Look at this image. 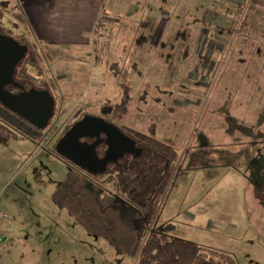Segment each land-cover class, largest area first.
I'll return each mask as SVG.
<instances>
[{
	"label": "rangeland",
	"instance_id": "rangeland-1",
	"mask_svg": "<svg viewBox=\"0 0 264 264\" xmlns=\"http://www.w3.org/2000/svg\"><path fill=\"white\" fill-rule=\"evenodd\" d=\"M196 1L202 6V0ZM138 2L147 15L138 9L117 12L113 25L105 21V38L92 36L91 28L85 34L88 53L76 55L68 46H39L47 78V87L39 89L53 94L56 107L41 140L18 137L0 142L4 264H135V258L118 253L52 204L53 191L72 170L91 177L103 193L141 205L158 188L156 223L166 226L167 234L195 240L209 251L229 256L234 264H264V256H248L264 255V158L256 156L258 151L264 153V134L254 140L251 165L242 152L248 145L231 141L232 137L245 141L237 133L240 128L245 132L249 122L256 123L260 99H264L259 95L264 89V3L249 0L243 11L233 6L200 12L193 0H176L172 5L170 1L165 12L180 15L170 20L159 9L163 2ZM7 3L0 0L6 20L15 27L24 26L17 17L22 11L15 12ZM162 19L167 21L165 28L160 26ZM158 30L162 39L156 47L150 46ZM92 41L99 42L94 47ZM231 69L235 76H242L245 91L234 98L219 96L232 88ZM76 73L82 75L80 81L74 79ZM250 80L261 89L248 90ZM78 84L88 87L81 92L85 94L72 93ZM214 93L217 101L211 105ZM230 106L235 115L227 113ZM104 107H111L110 122L170 143L178 159L169 166L153 152L150 164L141 157L130 158L127 170H132L131 179L137 184L131 187L127 177L92 174L54 152L67 125L83 114H100ZM233 116H243L246 122H236ZM260 130L264 132V125L254 128ZM228 149H240L235 163L245 168H234ZM166 169L169 181L161 190Z\"/></svg>",
	"mask_w": 264,
	"mask_h": 264
},
{
	"label": "trees",
	"instance_id": "trees-1",
	"mask_svg": "<svg viewBox=\"0 0 264 264\" xmlns=\"http://www.w3.org/2000/svg\"><path fill=\"white\" fill-rule=\"evenodd\" d=\"M106 15L102 12L97 17L92 36L96 34L101 37L104 33L103 22L108 21ZM7 16L5 9L0 7V32L12 36L29 47L26 57L16 69V79L24 87L31 84L32 88H46L47 78L39 51L41 42L34 36L23 13H20V16L18 14L17 17L23 24L25 23L24 26L15 27L13 22L6 20ZM96 42L92 41L94 47ZM71 125L65 127L64 133ZM120 128L126 129V133L136 137L159 157H164V161L168 162L169 166L178 159V152L170 143L133 128L125 126ZM43 131L35 128L0 102L1 143H7L18 137L41 140L44 137ZM54 152L63 157L55 150ZM116 171L117 169L111 166L102 175L110 174L119 179L127 177L129 180L133 178L132 173ZM167 172L168 169L166 174ZM167 176L169 177V173ZM167 181L169 180L165 177L160 185L161 190H164ZM101 190L100 184L91 177L79 170H72L55 188L51 200L55 207L65 209L89 234L104 239L118 253L135 258V264H223V260L228 264H234L229 256L209 251L195 240L167 234L164 230L166 226H158L156 223L160 213L159 195L156 196L160 193L158 188L145 205L135 201L133 203L117 194L103 193Z\"/></svg>",
	"mask_w": 264,
	"mask_h": 264
},
{
	"label": "crops",
	"instance_id": "crops-1",
	"mask_svg": "<svg viewBox=\"0 0 264 264\" xmlns=\"http://www.w3.org/2000/svg\"><path fill=\"white\" fill-rule=\"evenodd\" d=\"M7 1H8L7 5L12 6L15 12H20V10L22 11L26 19V22L29 23L34 36L37 38L38 41L41 42L42 46L45 47L52 46L56 48L58 47L62 48L64 46H68L76 55L80 53L82 54L81 51L86 53L89 52L88 41L85 34L88 33L91 28L93 29L97 17L102 12L108 14L106 16L108 17V20H111L110 22H112L111 24L113 25L114 24L113 21L115 22V20L117 21L118 19L117 12H126V13H128V11L136 12L137 9L139 12H144V9L146 10V8H144L142 4L140 5L138 0H13V2H15L14 5L10 4L9 0ZM158 1L163 2L160 5L159 9H161L162 12L165 13L164 16L170 18V20H173L175 16L178 17L180 16L177 12H165V10L169 6L171 7L172 2L176 0H158ZM170 1H171V5H170ZM193 1L197 3L196 8L200 9V12H215L219 9H224V8L230 9L233 6L238 7L237 11L239 9L241 10L242 8L244 9L246 7L245 3H248L249 0H202V6L196 0ZM254 1L255 0H253V2ZM257 1L261 2V4L264 3V0H257ZM203 7L205 8L203 9ZM145 15H147L146 12L143 13V16ZM166 22L167 21L164 19L160 20V26L165 28ZM168 23H170V21H168ZM163 31L164 30H162V33ZM161 37H162L161 31L158 30L157 34L151 38L150 46L156 47L159 43V40L162 39ZM239 68L241 67L236 66V69ZM81 76H82L81 74L76 73L74 75V79L76 80L78 79L80 81ZM90 81H91V77H90ZM90 81L88 78L87 85ZM228 81H231V83L233 84L232 88L228 90L227 95L224 94L219 96H224L228 98L230 96H233L234 98L236 95H239V92L245 91L243 90L242 87V76L240 78L238 76H235L233 74L232 69L229 71ZM251 81L252 80H250L248 90L250 88L254 89L252 91L261 89V87H258L257 84L254 82L251 83ZM86 88L88 87L81 88L80 84H78L76 85V89H74L72 93L80 94ZM263 90L262 92L259 91L260 96L262 94L264 95ZM85 93L86 92H83L81 94H85ZM216 97L217 95L216 93H214L213 99L211 101V105L217 101ZM232 101H230V104ZM236 103H238V101H236ZM238 108L242 109L240 105L238 106ZM227 113L235 115L236 110L232 106H230V110H228ZM233 118L235 119L236 122L239 121L246 122L243 116H239L237 118L233 116ZM249 124H248L249 128L246 127L245 132H243V128H240L239 132L237 133L240 135L243 134L244 135L243 138H245V141L241 140L240 137H232L233 139L231 140V141L235 140L236 141L235 144L236 143H238L239 145L247 144L249 146V147L247 146V149L244 148L242 149V152H244L243 154L246 160L251 158L250 157L252 153L251 149L255 147L254 140L259 137L261 138V136L264 134V132L261 130L259 132L254 131V128L264 125V99H260V104L258 108V118L256 123H254L253 125L252 122H249ZM244 126L246 125L244 124ZM252 126L253 128H251ZM234 135L236 136V134ZM229 136H231V134ZM235 144L234 146L236 147ZM226 153L230 157V162H232V164L235 166L234 168L237 167L240 168L241 166L242 168H245L244 165L235 163V161L240 159V155L242 154L240 149L236 151L228 149V152L226 151ZM256 156L258 159H262L264 158V153L258 151V154H256ZM211 158L212 159L217 158V160L219 159L217 156H211ZM251 160L252 159H249L250 165H251L250 162ZM263 173L264 171L262 170V174ZM182 207L183 204L180 205L181 209H183ZM260 247L263 248L261 244ZM251 255L252 257H260V258L264 256L261 254L257 255L255 253H251L248 256Z\"/></svg>",
	"mask_w": 264,
	"mask_h": 264
},
{
	"label": "water",
	"instance_id": "water-1",
	"mask_svg": "<svg viewBox=\"0 0 264 264\" xmlns=\"http://www.w3.org/2000/svg\"><path fill=\"white\" fill-rule=\"evenodd\" d=\"M28 51L26 44L0 32V102L35 128L45 130L54 115L55 97L47 89L26 90L15 78L16 69ZM9 85L19 86L22 90L13 93L8 89ZM110 111L111 107H104L102 114ZM83 138L94 140L87 142ZM101 143L107 145L103 157L97 151ZM133 147L136 148L135 141L117 125L102 116L85 114L62 135L55 151L92 174H103L109 164L117 162L125 152L135 150Z\"/></svg>",
	"mask_w": 264,
	"mask_h": 264
},
{
	"label": "flooded vegetation",
	"instance_id": "flooded-vegetation-1",
	"mask_svg": "<svg viewBox=\"0 0 264 264\" xmlns=\"http://www.w3.org/2000/svg\"><path fill=\"white\" fill-rule=\"evenodd\" d=\"M16 78V77H15ZM8 87V89L9 90H11V91H16V92H14V93H18V92H20L21 90H22V88L21 87H19V86H7ZM24 89H26L25 87H24ZM30 89V88H29ZM26 90H28V88L26 89ZM83 115H85V114H83ZM94 115H98V116H102L105 120H107V121H109V119H108V117H107V113L106 114H102V113H100V114H94ZM81 118V117H80ZM79 118V119H80ZM78 119V120H79ZM110 122V121H109ZM112 123V122H111ZM114 124V123H113ZM120 128V127H119ZM125 133H126V129H122ZM131 139H133L134 141H135V144H136V148H132V149H135V150H132V151H129V152H125L124 153V155L122 156V157H120L119 158V160L116 162V164L115 163H111V164H109V168L112 166L113 168H116V169H119L120 171H126L127 173H132V170H127V169H129V167L130 166H128L129 164H128V162H129V159L131 158H138V157H141L142 159H144L145 160V162L146 163H152V161L150 160V158L152 157V156H150L149 157V154H152L151 152H153L151 149H149V148H147L146 146H144L143 144H142V142H140L136 137H133L132 135H130L129 133H126ZM103 136V135H102ZM82 140H84V141H86L87 140V142H92L94 139H88V138H83ZM130 146H128V148H129ZM106 148H107V145L105 144V143H101L100 145H98V147H97V151H98V154H99V156L100 157H103L104 156V154H105V150H106ZM154 153V152H153ZM152 155H155V156H157L158 158H159V155H157V154H152ZM125 156H128L127 158V160H125L124 162H122L121 160L123 159V158H125ZM162 160L164 159V157H160ZM122 162V163H121ZM119 165V164H121V165H119L120 167H122V168H120L119 166L117 167V166H115V165ZM169 163L167 162L166 163V165H168ZM135 166H137V164L135 165ZM134 166V167H135ZM158 170H161V168H159ZM125 174V173H124ZM165 177H166V173H165V175H164V177L163 176H161V180H162V183H163V181L165 180ZM132 180V181H131ZM130 182H131V187H135L136 185H134L136 182H134V180L133 179H130L129 180ZM157 191V189H155L154 190V192H156ZM153 192V193H154Z\"/></svg>",
	"mask_w": 264,
	"mask_h": 264
},
{
	"label": "built area",
	"instance_id": "built-area-1",
	"mask_svg": "<svg viewBox=\"0 0 264 264\" xmlns=\"http://www.w3.org/2000/svg\"><path fill=\"white\" fill-rule=\"evenodd\" d=\"M244 3V2H243ZM242 11H243V9H242ZM103 23H105V22H103ZM217 25V29L218 30H220L219 29V25L218 24H216ZM224 26H222V28H223ZM216 29V30H217ZM106 31H104V33L101 35V37L102 38H105V37H107L106 35V33H105ZM100 37V38H101ZM3 218H5V214L2 212V211H0V221L3 219ZM1 228V227H0ZM5 239V234H4V232L0 229V247H1V244H2V242H3V240ZM0 264H4L3 263V260H2V256H1V253H0Z\"/></svg>",
	"mask_w": 264,
	"mask_h": 264
}]
</instances>
